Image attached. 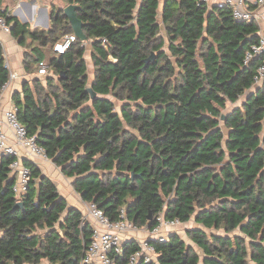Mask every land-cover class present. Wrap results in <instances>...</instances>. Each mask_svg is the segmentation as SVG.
<instances>
[{
	"label": "trees",
	"instance_id": "16d2710c",
	"mask_svg": "<svg viewBox=\"0 0 264 264\" xmlns=\"http://www.w3.org/2000/svg\"><path fill=\"white\" fill-rule=\"evenodd\" d=\"M66 1L78 5L92 40L94 101L86 91V42L78 38L63 54L53 49L74 33L64 9H53L48 30L32 31L0 0V17L20 43L39 42L32 59L26 52V66L37 64L29 67L36 73L44 63L52 72L46 84L34 77L13 95L29 135L74 178L81 198L112 220L123 208L138 227L157 225L160 212L180 222L195 216L207 228L250 237L189 229L204 264H264V87L254 89L259 60L245 63L258 22L202 0H164L161 19V0ZM44 48L53 51L48 61ZM152 52L156 61L143 69ZM9 78L0 41V87ZM113 98L123 102L120 112ZM14 160L0 158V264H83L92 226L78 208L67 210L55 180L30 160L29 186L18 200ZM151 243L157 262L139 264H200L202 255L176 233ZM139 248L138 240L126 241L117 264H129Z\"/></svg>",
	"mask_w": 264,
	"mask_h": 264
},
{
	"label": "built area",
	"instance_id": "2783aa9c",
	"mask_svg": "<svg viewBox=\"0 0 264 264\" xmlns=\"http://www.w3.org/2000/svg\"><path fill=\"white\" fill-rule=\"evenodd\" d=\"M13 1L17 6H20L25 0ZM35 1L40 8L47 4L46 0ZM202 1L208 3V0ZM221 3L230 7L235 19L246 21H258L261 16L260 9L264 7V0H221ZM0 26L7 32L11 30V26L2 16L0 17ZM76 40L78 37L74 33L66 34L54 44V52L57 54L65 53ZM103 41L106 42L105 39ZM254 59L259 60L254 77V86L264 87V30L260 32L258 42L252 44L247 50L245 63L248 64ZM48 73L46 65L42 63L36 75L45 76ZM17 76L16 73H11L9 81L0 87V158L5 155L15 157L10 167L12 169L11 175L16 179L14 191L20 200L28 189L32 175L31 169L23 164L22 158L26 157L25 155L45 158L48 156L44 148L37 143L36 137L29 135L26 127L20 122L15 104L9 108H4L1 101L2 93L8 89L11 80ZM83 218L84 225L89 223L93 229L92 240L83 258V264H117V257L124 253L126 233L138 229V226L128 218L126 209H122L119 219L112 220L96 203L89 202ZM156 221L158 222L157 225L146 226L148 228L147 237L141 240L134 236L129 237V240H138L140 244V248L131 254L129 264H139L142 261L146 263L157 262L158 253L150 241H168L170 235L161 233L162 228L173 227L181 223L178 219H166L165 212H160L156 216Z\"/></svg>",
	"mask_w": 264,
	"mask_h": 264
},
{
	"label": "crops",
	"instance_id": "0c3cea01",
	"mask_svg": "<svg viewBox=\"0 0 264 264\" xmlns=\"http://www.w3.org/2000/svg\"><path fill=\"white\" fill-rule=\"evenodd\" d=\"M14 2V3H13ZM47 4L44 7H39L36 4L35 0H25L23 3L20 4V6H17L15 1L12 0L11 5H4L3 1L1 0V4L3 8L8 7L11 11V14L13 16L18 17V19L22 23H30V28L32 31H42V30H48L51 24V13L54 8H64L70 3H68L66 0H46ZM217 2V1H216ZM214 4H222L221 0L219 3H212ZM212 5V6H213ZM261 11V16L258 19V24L260 26V32L264 30V7L260 9ZM11 26V25H10ZM259 32V34H260ZM165 33H163L164 35ZM0 41L3 44L4 47V55L6 58V64L8 65L10 69V75L11 73H16L18 76L11 80L9 83V87L7 90H5L2 95H1V101L3 103L4 108H9L11 105H14L13 102V95L16 92H21L23 89V83L26 80H31L34 77L40 78L44 84H46V79L49 75L52 74L50 70L48 69V74L45 76H38L36 73H33L29 67H37V64L30 63L29 66H26V61L25 60V55L26 52L31 53V57L29 59H32V49L35 46H38V41L33 42L30 38L28 42H33L35 43L33 46L28 44H22L20 43L19 39H17L11 32L5 31L1 26H0ZM86 45V52H85V59L87 62V67H88V86H92L93 81H94V76H95V65L92 60V40L89 42L85 43ZM167 46V43H166ZM45 59V58H44ZM45 61H48V56ZM9 81V80H8ZM7 81V82H8ZM257 87L254 86V89ZM250 92H248L249 94ZM247 99V94L246 98L243 99L240 103H230L233 104V106L228 109V112L232 111L233 108L241 106L243 102ZM229 107V105H228ZM7 126V125H6ZM221 126L223 127L224 132L227 134L228 129L225 127V125L222 123ZM226 128V130H225ZM12 134V132H10ZM26 157L22 158L23 164L25 163V160H30L34 162L41 170L42 173L45 175H48L52 177L55 182L57 183L58 189L63 197L66 198L68 202V208H78L79 210L82 211L83 215H85L87 211V205L89 202H85L82 198L81 195L78 194L76 191L73 182L74 178L73 177H68L65 176L62 172V167H59L55 164V162L50 159V158H45V157H38V156H33V155H25ZM25 165V164H24ZM73 201H72V200ZM183 225L184 228V233L186 235L187 240L181 235L180 231H178L179 226ZM180 224L173 226V227H163L161 233L163 234H178L187 244L193 245L196 250L202 255L203 252L202 250L195 245V243L190 239L188 236V230L191 228H201L205 230L209 234L213 233H218L221 235H241L245 237L247 243L250 242V237L245 236L241 233L239 229H237L234 232L231 233H226L225 229H214V228H207L205 227L202 223L196 222V217L193 216L189 221L187 222H181ZM136 237L137 239L141 240L142 238H145L148 236V228L147 227H138L136 231H130L126 233L125 235V240H129V237ZM248 250H250L248 248ZM253 263V262H251ZM40 264H51L48 260H43ZM200 264L203 263V255L200 261ZM254 264V263H253Z\"/></svg>",
	"mask_w": 264,
	"mask_h": 264
},
{
	"label": "water",
	"instance_id": "95a60500",
	"mask_svg": "<svg viewBox=\"0 0 264 264\" xmlns=\"http://www.w3.org/2000/svg\"><path fill=\"white\" fill-rule=\"evenodd\" d=\"M77 8H78V5L77 4H69L67 5L66 7H64V12H65V15L68 17L69 21H70V24L73 28V32L74 34L82 41L84 42H89V38L88 36L85 34L84 32V22L77 16ZM12 28V27H11ZM157 59V53L156 52H152L150 54V56L148 58L145 59V66L143 67V69H145L150 63H154ZM64 74V73H62ZM86 91L90 94L91 96V101H94L97 97H98V94L97 92L94 90V88L92 86H88ZM222 119L225 120L226 119V115L223 114L222 115ZM54 161V159H52ZM133 176H134V173H133ZM13 178H15L13 176ZM23 205V202L22 201H18L16 203V208L18 206H22ZM70 208H68L67 210H69ZM149 221L152 220V216L149 215L148 217ZM153 240H151L150 242H152Z\"/></svg>",
	"mask_w": 264,
	"mask_h": 264
},
{
	"label": "rangeland",
	"instance_id": "374dc122",
	"mask_svg": "<svg viewBox=\"0 0 264 264\" xmlns=\"http://www.w3.org/2000/svg\"><path fill=\"white\" fill-rule=\"evenodd\" d=\"M3 1V3H4V5H11L12 4V0H2ZM163 1L164 0H161V4H160V8H159V18L161 19V11H162V7H163V5H162V3H163ZM217 1V2H216ZM219 1L220 0H208V4H209V6L211 7L213 4V2H215V3H219ZM14 3V2H13ZM30 24V23H29ZM162 33H165V31H164V26L162 27ZM28 40H29V38L27 39V41H26V45L28 44V46H30V45H34L35 43H33V42H28ZM38 44H39V42H38ZM32 45V46H33ZM45 52V53H44ZM43 54H44V61L47 59V56H51L52 54H53V51L50 49V48H44L43 49ZM246 98V95H243V96H241V98L236 102V104H238V103H240L243 99H245ZM113 100L115 101V104H116V109H117V111H119L120 112V108H121V105L123 104V102H121L120 100H117V99H115V98H113ZM229 105V107H228V109H230L232 106H233V104H228ZM225 130H226V128H225ZM135 133L137 134V132L135 131ZM79 194V193H78ZM72 200V199H71ZM73 201V200H72ZM181 225V224H180ZM178 231H180V233H181V235L187 240V238H186V235H185V233H184V228H183V225H181V226H179V228H178Z\"/></svg>",
	"mask_w": 264,
	"mask_h": 264
}]
</instances>
